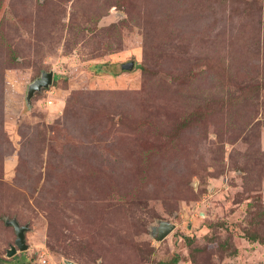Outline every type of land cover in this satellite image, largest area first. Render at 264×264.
I'll return each instance as SVG.
<instances>
[{
	"label": "rangeland",
	"instance_id": "rangeland-1",
	"mask_svg": "<svg viewBox=\"0 0 264 264\" xmlns=\"http://www.w3.org/2000/svg\"><path fill=\"white\" fill-rule=\"evenodd\" d=\"M12 219L17 264H264V0H0V264Z\"/></svg>",
	"mask_w": 264,
	"mask_h": 264
},
{
	"label": "water",
	"instance_id": "water-1",
	"mask_svg": "<svg viewBox=\"0 0 264 264\" xmlns=\"http://www.w3.org/2000/svg\"><path fill=\"white\" fill-rule=\"evenodd\" d=\"M134 67L133 62H129L122 65L123 70H132ZM53 73L51 71L46 72L42 71L41 75L38 79L34 80L30 83L26 90L25 101L26 104L30 105V100L34 96L36 92H39L41 89H47L52 84ZM7 225L11 226L15 232L16 239L14 241V245H11L9 249L6 251L7 258H12L17 253H23L28 250V245L25 241V233L29 230L27 225L20 226L17 220L12 219L7 222ZM175 225L167 222V221H159L155 226L151 227V238L155 242H162L166 239L175 229ZM65 264H74L71 261L64 260Z\"/></svg>",
	"mask_w": 264,
	"mask_h": 264
},
{
	"label": "trees",
	"instance_id": "trees-1",
	"mask_svg": "<svg viewBox=\"0 0 264 264\" xmlns=\"http://www.w3.org/2000/svg\"><path fill=\"white\" fill-rule=\"evenodd\" d=\"M90 70L94 71L95 73L101 72L99 67H92ZM220 225H223V224L220 223ZM244 235H245L246 240H248L250 243L257 242L260 245H264V238H261L257 233H250L249 232V233H245ZM13 260H15V264H17V257H14ZM21 262L22 261H18V263H20V264H21ZM178 262H179V257L174 256L168 263H165V264H177ZM24 264H28V263H24Z\"/></svg>",
	"mask_w": 264,
	"mask_h": 264
}]
</instances>
